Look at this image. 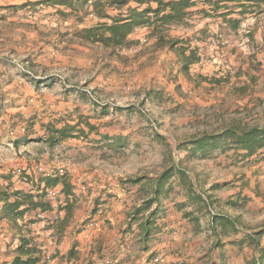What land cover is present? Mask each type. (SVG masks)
<instances>
[{
    "label": "rangeland",
    "instance_id": "obj_1",
    "mask_svg": "<svg viewBox=\"0 0 264 264\" xmlns=\"http://www.w3.org/2000/svg\"><path fill=\"white\" fill-rule=\"evenodd\" d=\"M203 1L197 0L180 24L167 25L162 32L166 38L181 39L200 56V61L184 73L174 52L156 46L158 35H151V28L135 29L121 48L84 43L78 31L108 22L97 18L90 2L71 9L52 0H0V190L21 191L18 186H25L23 189L30 187V192L36 193L40 189L35 186L44 184L42 179L49 174H64L67 179L83 182V175L91 168H99V175L145 178L162 169L168 153L174 161L184 159L189 167L209 163L212 156L185 159L186 150L175 147L218 128L222 120L228 122L236 110L248 117L252 108L238 104L246 99L238 79L247 75L238 74L233 67L261 65L255 58L258 52L240 50L237 55L232 52V58L225 57L212 49V38L218 33L258 35L264 4L232 2L213 12ZM105 14L113 16L117 11L107 9ZM241 20L234 28L233 22ZM223 45L232 43L224 41ZM238 87L239 92L234 90ZM77 122L85 129V137L52 146L46 141L47 125L60 128ZM28 137L30 143H21ZM116 138L121 145L115 146ZM261 162L264 157L259 156L246 164L256 167ZM252 177L254 191L251 187L250 192L260 197L263 205L249 209L245 221L248 231L264 222V173L254 170ZM46 199L52 210L37 218L25 215L17 222L23 233L33 231L35 237L53 233L50 226L64 216L60 207L65 198L53 188ZM84 202L79 197L72 214ZM84 207H88L86 214L93 209L91 204ZM214 207L211 215L216 214L218 206ZM72 218L71 225L76 220ZM85 223L83 218L75 227L80 229ZM9 226L7 237L2 236L3 247L11 244V238L13 243L18 239L17 230ZM260 245L264 247V236ZM261 252L248 247V259L237 254L234 262L254 264Z\"/></svg>",
    "mask_w": 264,
    "mask_h": 264
},
{
    "label": "crops",
    "instance_id": "obj_2",
    "mask_svg": "<svg viewBox=\"0 0 264 264\" xmlns=\"http://www.w3.org/2000/svg\"><path fill=\"white\" fill-rule=\"evenodd\" d=\"M255 5L259 4L255 3ZM239 22L242 23V20L233 22V27H237ZM258 28V35L255 36L242 34L225 36V33H218L212 38L215 43L211 42V44H213L212 49H218L225 57H231L232 52L237 55L240 50L258 52L255 58L261 65L240 67L235 64L236 67L233 69L238 74L247 75L238 79L239 86L245 89L246 99L236 102L252 108L248 117L242 116L241 113L239 115L246 123L263 125L264 31L262 34L260 29L264 30V18ZM224 41L232 45H223ZM233 44L237 47L235 48ZM234 90L239 92V87ZM28 142H31V137L21 141V143ZM238 153L242 152L216 151L212 155V160L206 165L191 166V173L195 175L197 181V190L202 191L218 206L217 209L222 216L239 222L236 232L218 229V236L212 235L208 230L205 212H199L195 204L188 202L184 191L174 186L161 200L158 218L149 240L142 242L139 223L156 205L139 215L134 214L144 201L152 197L155 188L154 179L160 171L145 175L146 177L138 182H132L130 180L134 179V176L112 177L102 175L101 172L99 175V168H91L84 175L82 174L86 176L83 182L82 179H68L75 201L79 197L85 200L83 205L72 214L73 218H71H76L75 222L72 225L69 222L54 242H52L54 237L52 233L35 237V233L31 231L30 236L34 237L36 243L42 245L41 248L46 255L52 257L48 264H105L106 260H110L111 264H237L234 262V256L237 254L245 260L248 259L246 258L248 246L239 241L244 234L255 230V228L247 230L249 227L245 222L248 220L247 213L253 206L263 205L261 198L250 192L251 187L254 191L251 185L252 173L254 170L258 172L259 169L264 173V162L256 167H250L246 162L251 158L242 159ZM214 160L215 163L212 162ZM102 166L100 168L105 170ZM43 186L44 184L37 185L35 189L41 190ZM24 187L18 186L19 190L30 192V187L27 190L23 189ZM58 187L59 185L55 190L60 191L62 186ZM14 190H17V186ZM85 204H91L93 207L89 214L84 211L88 209L84 207ZM83 218L87 219V223L78 229L75 225L81 223ZM7 228H10L9 223L0 217V264H10L13 251L19 245V238L16 243H13L14 238H11L10 245L1 246L2 236L7 237L10 232Z\"/></svg>",
    "mask_w": 264,
    "mask_h": 264
},
{
    "label": "trees",
    "instance_id": "obj_3",
    "mask_svg": "<svg viewBox=\"0 0 264 264\" xmlns=\"http://www.w3.org/2000/svg\"><path fill=\"white\" fill-rule=\"evenodd\" d=\"M56 5H65L71 9L83 6L90 2L94 13L98 19H107L108 22L96 23L93 26L85 27L77 32V35L84 43L100 44L104 47L121 48L127 45V37L137 28H151V35H158L156 46L159 48L168 47L175 53L181 71L187 73L191 65L200 61V56L196 49L189 45H184L181 39L166 38L162 34L165 26L180 24L183 19L189 15L188 10L196 5L197 0H52ZM252 1L263 3L264 0H204L209 4L213 12L225 8L229 2ZM134 2L136 6L129 3ZM153 4L155 6H153ZM107 9L117 11L116 15L109 16L105 14ZM124 10V11H122ZM204 12V11H203ZM205 16H210L205 13ZM201 80H207L201 77ZM218 82L217 79L210 80ZM235 111L233 117L228 122L223 121L218 128L212 131H204L188 141L180 142L175 148L186 150L185 159L191 156L199 155L202 158L211 157L216 151L225 152L233 150L238 153L242 159L253 157H264V124H249L244 118ZM85 126L92 130L93 126L85 122ZM85 129L80 127V122L74 125H67L56 128L53 125L46 126V141L49 145H55L61 141L71 138L85 137ZM157 138L163 140L160 135ZM25 138H22L24 140ZM15 141L14 144H17ZM108 143V141L106 142ZM115 146L121 145L120 138L114 139ZM111 147V146H110ZM184 159L174 161L168 153L165 156L164 166L155 176V188L151 198L137 208L134 215H139L156 205L147 213L145 219L139 223V229L142 233V242L149 240L154 223L158 218V211L161 200L166 197L174 186L180 187L188 202L195 204L199 212H205L207 217L208 230L212 235H217L218 229L223 231L231 230L236 232L239 227L237 220L226 218L216 209V214L211 215L210 209L214 207L213 201L202 191L197 190V181L195 175L191 173V167L185 165ZM258 161V160H256ZM143 177L131 179L132 182H138ZM44 186L36 193L25 191H10L8 188L0 190V217L6 220L18 232L19 245L13 251L14 255L10 264H48L52 259L50 255L42 250V245L34 241L30 236V231L23 233L22 226L18 221L23 220L25 215H31L37 218L40 214L49 212L52 207L46 199L49 190L58 185L62 188L60 192L64 195V204L60 209L64 210L62 218L57 217L54 225L50 226L52 235L59 237L65 227L68 225L72 216V206L75 202L72 186L64 174L45 175L42 179ZM215 208V207H214ZM36 220V219H35ZM35 221L28 220V223ZM264 222L259 229L252 230L243 235L239 241L245 243L253 250H262L256 263L264 264V247H261L260 240L264 236ZM218 236V235H217Z\"/></svg>",
    "mask_w": 264,
    "mask_h": 264
},
{
    "label": "bare ground",
    "instance_id": "obj_4",
    "mask_svg": "<svg viewBox=\"0 0 264 264\" xmlns=\"http://www.w3.org/2000/svg\"><path fill=\"white\" fill-rule=\"evenodd\" d=\"M106 263H109V261H106Z\"/></svg>",
    "mask_w": 264,
    "mask_h": 264
}]
</instances>
